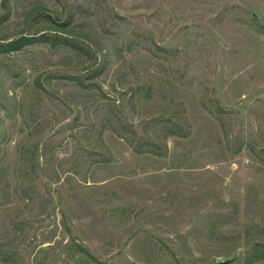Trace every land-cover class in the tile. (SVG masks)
Returning a JSON list of instances; mask_svg holds the SVG:
<instances>
[{"label":"rangeland","instance_id":"1","mask_svg":"<svg viewBox=\"0 0 264 264\" xmlns=\"http://www.w3.org/2000/svg\"><path fill=\"white\" fill-rule=\"evenodd\" d=\"M5 13L0 264H264V0Z\"/></svg>","mask_w":264,"mask_h":264},{"label":"trees","instance_id":"2","mask_svg":"<svg viewBox=\"0 0 264 264\" xmlns=\"http://www.w3.org/2000/svg\"><path fill=\"white\" fill-rule=\"evenodd\" d=\"M8 18V14L5 13L1 16L0 23L4 22ZM71 21V18H68V21L66 22H60L55 25L51 30L56 33H65L67 30V26L69 25ZM44 31H38L36 33L24 35L21 34L17 39L10 40L8 42H5L4 39H0V54H7L12 52H17L22 50L25 46L33 43L35 40L34 38L37 36V34H40L39 37H41L42 40L47 42H52L53 39H58L61 43L71 44L72 39L70 38H63L62 36H59L58 34L53 33L52 35H47V33H43Z\"/></svg>","mask_w":264,"mask_h":264},{"label":"water","instance_id":"3","mask_svg":"<svg viewBox=\"0 0 264 264\" xmlns=\"http://www.w3.org/2000/svg\"><path fill=\"white\" fill-rule=\"evenodd\" d=\"M230 261L231 259L229 260L218 259L216 260V264H228Z\"/></svg>","mask_w":264,"mask_h":264}]
</instances>
